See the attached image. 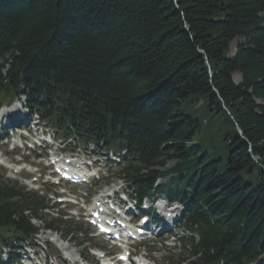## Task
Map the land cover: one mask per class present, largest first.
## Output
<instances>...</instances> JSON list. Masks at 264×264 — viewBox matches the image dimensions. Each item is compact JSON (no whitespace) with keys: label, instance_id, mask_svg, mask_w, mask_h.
Returning a JSON list of instances; mask_svg holds the SVG:
<instances>
[{"label":"trees","instance_id":"trees-1","mask_svg":"<svg viewBox=\"0 0 264 264\" xmlns=\"http://www.w3.org/2000/svg\"><path fill=\"white\" fill-rule=\"evenodd\" d=\"M19 95L62 135L124 151L135 197L183 206L174 264H264V0H0V105ZM45 207L0 177V244L34 219L86 240Z\"/></svg>","mask_w":264,"mask_h":264},{"label":"rangeland","instance_id":"rangeland-1","mask_svg":"<svg viewBox=\"0 0 264 264\" xmlns=\"http://www.w3.org/2000/svg\"><path fill=\"white\" fill-rule=\"evenodd\" d=\"M239 42L238 39L233 40L230 44V52L229 55H233V53L235 52L236 49V45ZM233 80L238 83L240 81V75L239 74H234L233 75ZM21 101H23V98H19ZM49 132H53V130H49ZM54 133V132H53ZM57 138V137H56ZM6 151L5 149H2V151ZM89 150L94 151V153H97L98 151L96 149H93L92 147H89ZM8 159H14V157L17 156H12L9 155L7 156ZM105 159H109L108 156H99V160H100V165L102 169H105V165H104V161ZM16 160H18V158H16ZM111 167H109L111 169V171H116L118 166L115 164H110ZM171 165V163L169 162L167 164V166L169 167ZM6 173V171H5ZM21 177H28L30 175L26 174V173H21L20 175ZM104 180L102 181V183H99L96 187H93L94 190H90L89 191V187L86 186V188H78L75 186H69L68 190L70 193L78 195L80 197H82L85 201H86V206L88 205H92L93 204V200L98 198V195L100 193H102V191H107V189L109 187H113V189H117L118 187H122L124 189V183H121L120 181H118L114 175L111 173L109 174H105L104 175ZM105 186H101L100 184H103ZM161 199V198H160ZM83 206V203H82ZM175 208H179L178 204H174ZM84 207V206H83ZM83 207L81 208L80 206H78V209H80L81 213H84ZM75 221L78 222H83V220L78 219V217H74ZM36 226H39L40 228L43 226V224H40L39 222H37L35 224ZM170 228V233H166L165 230H161V232H157V239L155 240V242H147L146 246L144 247L146 250V254L148 255V257L151 259L150 264H166L165 261V257H167L169 254H167V251H172L174 246H175V242H174V237H179V236H186L187 233L183 231L182 227L180 226V221L178 222V224H175L173 226H168ZM91 229V228H90ZM41 232L39 233V238L40 240L36 243H33V247L35 248V250L38 251V256L37 259L43 257V255H47L52 254L53 251H51L47 246L43 245V243H45L44 241H51V245L53 247H56L59 249L64 248L66 250H68L70 253H74L76 256H80L83 255L88 259L90 264H95V261L92 259V257L88 256L89 251L87 250L86 252H84V248H93L94 246L96 247H101L103 248L104 246H106L107 244H105L102 240L93 237V229H91V233L88 235V237H93L90 241L85 242L83 245H80L79 242V238L77 239L75 236H69L68 238H64L63 241L58 240L59 239V232H54V231H49V230H40ZM168 235H170L171 237H168ZM174 235V237H173ZM167 238V239H166ZM165 240L163 242H159L161 240ZM172 245V246H171ZM167 247V248H166ZM105 248V247H104ZM150 249L153 252H148V249ZM141 253L143 251V249L140 250ZM173 252V251H172ZM48 256V255H47ZM29 257H33L32 254H29ZM49 263L51 264V262H53L55 259L53 257L49 258L47 257Z\"/></svg>","mask_w":264,"mask_h":264},{"label":"bare ground","instance_id":"bare-ground-1","mask_svg":"<svg viewBox=\"0 0 264 264\" xmlns=\"http://www.w3.org/2000/svg\"><path fill=\"white\" fill-rule=\"evenodd\" d=\"M111 190H113V188H109V190H107V191H111ZM97 200H99V199H96L95 201H97ZM164 240V239H163ZM166 240V239H165Z\"/></svg>","mask_w":264,"mask_h":264},{"label":"water","instance_id":"water-1","mask_svg":"<svg viewBox=\"0 0 264 264\" xmlns=\"http://www.w3.org/2000/svg\"><path fill=\"white\" fill-rule=\"evenodd\" d=\"M79 92L82 93V94H84V91L82 89H79Z\"/></svg>","mask_w":264,"mask_h":264}]
</instances>
